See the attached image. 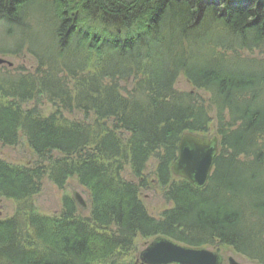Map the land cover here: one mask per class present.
Here are the masks:
<instances>
[{"label":"trees","instance_id":"16d2710c","mask_svg":"<svg viewBox=\"0 0 264 264\" xmlns=\"http://www.w3.org/2000/svg\"><path fill=\"white\" fill-rule=\"evenodd\" d=\"M242 1L245 0H221L218 4L204 0H74L71 9L85 13L75 17L68 16L67 11L63 13L64 0H58L47 10L54 17L56 11L62 13L56 20L60 24L46 31L50 39L52 33L58 40L54 49H60L50 51L59 56L73 53V63L66 66L52 57L48 63L41 61L44 68L20 74L21 79L13 80V84L5 79L4 84L12 87L0 86L1 142L16 144L19 132L38 158L36 166L16 169L0 160V195L30 196L39 191V185H35L42 172L50 173L57 184L75 176L90 193L93 217L103 216L107 222L104 225L101 221L102 227L94 229L89 224L83 226L88 222L70 216L71 202H65L67 208L59 217L50 216L49 226L43 222L46 217L31 216L25 209L24 226L16 216L0 220V262L9 257L11 262L12 258H22V264H105L104 258L92 259L90 252L99 247V240L92 234L109 237L108 231L115 226V232L126 238L119 236L111 243L114 264H134L137 247H131V235L136 230L147 237L162 234L188 245H233L238 252L264 264V156H254L260 147L264 150V108L260 110L255 105L259 99L264 102V87L256 75H247L249 67L244 61L254 59L243 58L238 50L227 54L225 43H215L207 34L215 28L222 37L240 41V48L247 46L242 41L244 36L252 41L248 45L261 46L264 0H247V5ZM33 2L0 0V19L11 29L25 18L22 9ZM129 25L133 30L127 28ZM229 42L233 46L234 42ZM133 47L152 52L139 56ZM217 50L220 52L215 53ZM122 55L123 67L117 70L114 61ZM261 71L255 73L261 77ZM131 72L141 74L132 93L120 88L125 93L119 91L112 97L117 79ZM178 74L191 87L205 90L207 100L190 91L177 90L174 82ZM77 77L80 82L74 91L83 85L85 92L76 91L74 99H66L69 79ZM108 91L112 92L107 96ZM33 96L56 101L67 112L86 110L99 120L115 118L117 125H109L108 130L103 121L94 124L97 119L90 125L88 120H72L57 111H46L44 115L38 105L21 106ZM98 126L101 132L91 133ZM211 129L220 140L221 160L215 158L207 185L195 188L186 180L170 176L179 137L187 131L203 134ZM124 133L129 134L126 157L132 163L147 153L153 154L156 173L171 202L166 216H144L134 200L135 191L140 192L143 186L127 188L114 175L113 162L109 160ZM105 167L109 171L105 172ZM30 207L28 200L23 203V208ZM20 214L18 211L17 216ZM22 229H26L24 234ZM25 236L29 239L22 243ZM40 243L48 245L43 252L38 248Z\"/></svg>","mask_w":264,"mask_h":264},{"label":"rangeland","instance_id":"374dc122","mask_svg":"<svg viewBox=\"0 0 264 264\" xmlns=\"http://www.w3.org/2000/svg\"><path fill=\"white\" fill-rule=\"evenodd\" d=\"M35 3L33 2L32 5L29 7L28 5L26 8L24 7L22 9V13L25 14V18L23 20H19V23H24L20 27H25L28 26V30L26 32L18 33V28L19 27L16 23L14 24L11 29L7 27V24L4 23L0 19V59L2 62H0V86H9L12 87L10 84H4L5 79L11 80V83L13 84V80H20L21 75L23 73H34L38 69L44 68V66L41 64L42 62L48 63L49 61H52V57L56 61L63 62L66 66H69L70 63H73L74 55L73 53H67L64 52L63 55H55L54 52H52V48L57 46L58 40L52 36L51 33V39L49 37V32H46L45 28H48L50 30H53L54 27H57L60 23H57V15L54 17L53 15L51 16L50 14L47 13V10L52 8L53 5L58 3V0H44L45 2H42L41 0H34ZM41 2L42 4L40 5L37 2ZM69 2V0H64V3ZM205 1V0H204ZM208 2H213V3H220L221 0H207ZM73 3L74 0H70L69 4ZM237 3V2H236ZM241 3H244L245 5L248 4V1H242ZM34 4V5H33ZM234 5V4H233ZM236 5V4H235ZM219 6V5H218ZM45 8L44 10H40V8ZM71 8V4H70ZM72 11V9H70ZM76 17V16H75ZM160 23L166 24L165 21L161 20ZM216 24V22H215ZM17 26V27H16ZM46 32V34H45ZM216 33V34H215ZM219 32L213 28L211 30V33H207L208 35L213 37L214 42L216 43L217 41H221L222 43H225V48L224 50H227V54H231V50H238L242 54L243 58L246 59H254L253 62H246L244 63L248 65L249 71L247 72V75L252 74L253 76H257V81L259 84H263L262 87H264V75L260 74L261 77L258 76V73H255L258 71V69H262V73L264 71V43L261 46L257 45H247L246 47H241L239 46L242 45L240 41L235 40L230 38V36H226L222 34H218ZM169 39V37H167ZM160 40V39H158ZM234 42L233 46L229 42L231 41ZM186 41L189 43V41L186 39ZM128 41L126 40V43ZM250 43V42H248ZM125 44V43H124ZM130 44V43H127ZM19 45V46H18ZM231 49H227V47H231ZM47 46L49 48H47ZM132 47V43L130 45ZM153 46V45H152ZM8 47L7 49H5ZM123 47V46H122ZM121 47V48H122ZM153 48V47H152ZM215 48L219 50H223L219 45H216ZM47 49V50H46ZM129 49V48H127ZM241 49V50H240ZM52 50V51H50ZM212 52L213 48L211 49ZM219 50H217L215 53H217ZM54 51H60V49L55 48ZM132 51L138 54L139 56L141 55H147L151 53L152 51H147L141 48L140 50H136L135 47L132 48ZM50 52H52L50 54ZM146 52V53H145ZM220 52V51H219ZM125 54V53H124ZM126 55V54H125ZM125 55L116 56V65L114 66L115 69L119 70L121 67H123L122 61H124ZM146 58V57H145ZM144 58V59H145ZM119 61V62H118ZM121 61V63H120ZM118 66V67H117ZM117 67V68H116ZM125 76L123 79H117L116 84L117 88L116 90L108 91L107 96L110 92H112V97L116 95V92L121 91V93H125V90L132 91L134 90V83L136 82L137 79H141V74L138 73V75L135 76L134 72H131L129 74H124ZM15 78V79H14ZM79 78H70L68 82V88H69V93H64L66 99H74V95L77 91L79 94H83L84 88L83 85L80 86V90L77 89L74 91L79 85ZM66 86V84H65ZM174 87L179 90V91H190L194 96L198 95L201 96L204 100H207L206 98L209 97L208 93H206L205 90L202 88H194L191 87L189 82L184 78L182 75L178 76L176 81L174 82ZM61 88H64V83H62ZM124 88L125 90H121ZM125 94H122V96ZM78 96V95H77ZM33 96L30 101H27V103L24 102V105H21L22 107L28 108L29 106H35L38 105V107L43 108V114H48L47 112L51 111H57L60 113L63 117L71 118L72 120H78V119H84V121L88 120L90 124L92 125L93 123L98 124L97 122L100 118H95L96 115L94 116L95 113H92V111H78V110H71L70 112H67L63 107L60 108L58 102L55 101H48L45 97H38ZM259 102H255V105L258 109L262 110L264 108V102L261 101L260 99L258 100ZM82 103L81 101H79ZM207 103V101H206ZM71 104V103H70ZM72 105V104H71ZM59 106V108H58ZM73 107V106H72ZM75 108V107H74ZM213 110V109H211ZM47 111V112H46ZM214 111V110H213ZM211 111V114L213 113ZM132 118V117H131ZM103 121L104 127H107L108 130H110V126L115 128L114 126L117 125V119L109 117V121L107 119L105 120H99ZM110 125V126H109ZM101 126L94 127V130H91V133L94 134H99L101 131ZM189 132V131H188ZM123 133V132H122ZM194 135H199L202 138H208L211 139L213 137L216 138L217 143L216 145L218 146L216 149V153L213 154V159L212 163L215 166V158H217L220 155L221 151V146L219 143V137L218 135L215 134V130L211 129L208 132H204L203 134H198V133H193L189 132ZM20 140L16 144H3L0 140V160H2L6 165L11 166L12 168H24L25 166H36L38 158L32 151V149L29 147V145L25 141V137L21 136L20 133L18 132ZM185 134V132L179 137L178 142H177V148L178 144L180 142L181 137ZM129 134L124 133L121 135L120 142H118L117 145V150L116 152L110 156L109 161H112V170L114 172V175H117L119 178V181L124 183V186L127 188L133 187L140 185L142 188L140 192L134 194V200L135 202L139 205L142 213L144 216H150L151 218L159 219L162 216H166L165 213L169 211V208L171 206V202L167 201V194L165 192V184H162L160 182V175L156 173V160L153 158V154H146L140 161H135L136 163H132L133 160H130V157H126L128 154V149H129V141L127 142V136ZM129 138V136H128ZM253 149V148H252ZM127 151V152H126ZM259 154V155H258ZM258 156V158H261L260 156H264V150L261 151L260 147V152L254 154V156ZM178 158V152H176L175 158L171 161L170 167H169V173L170 176L172 175L173 177L179 178L186 180L188 183H190L193 187L195 188H203L207 185L209 182V178L213 174V171L210 172L206 185L205 186H200L197 187L192 182L188 179H186L183 176H180L178 174L173 173V164L176 162ZM218 159H220L218 157ZM253 159V156H252ZM221 160V159H220ZM43 166L45 163H42ZM213 166H211L212 168ZM106 171H109L105 167ZM210 171V170H209ZM42 177H39L36 183L33 182L35 186L39 185V191L35 193H31L30 196H26L24 198H15L13 196L7 195V194H1L0 195V220L4 219H13L15 216L17 217L18 222L20 226H24L26 221V217L23 216L24 210H28L29 214L31 216H40L41 217H46L43 222L47 226L50 225V216L59 217L61 215L62 211L67 208L64 204L65 202H71L72 207L70 211V216L74 217L77 220H83L84 222L88 223H83V226L87 227V224L92 225L93 229L95 227H102V222L105 225V222H107L106 218H103V216H97V218H94L91 211H92V198L90 196V193L88 192V189L83 186V184L80 182V180L75 177H66L64 182H61L60 184L55 183L51 178H50V173H45L42 172ZM114 187V186H112ZM30 202V209L28 208H23V203L26 201ZM141 204V205H140ZM18 211H21L20 216L18 215ZM101 217V219H100ZM112 227V226H111ZM92 229V230H93ZM26 230V229H25ZM25 230H20L22 234L25 233ZM116 227L113 226L111 231H108L111 236L109 238L106 234L100 235V234H92L91 232H86V234H92L93 238H97L99 240L98 242V248L94 249V251L90 252V254L93 255L92 259H105V264H114V258L111 257L113 253V248H112V241H115L118 239L119 236L117 232H115ZM107 232V233H108ZM114 232V234H113ZM137 232V233H136ZM136 232H133L131 236L132 240H134V244H132L131 247H137V250L135 251V255H133V263L134 264H149L146 262L142 261L141 252H143L153 240L156 238L160 237H165L169 238L167 236H164L162 234H158L155 236H149L147 237L146 234L142 235L141 230H136ZM107 237V238H105ZM121 238L124 240L126 238L125 236H121ZM29 238L25 236V239H22V243L24 241H27ZM172 239V238H170ZM118 241V240H117ZM176 241V240H175ZM177 243L188 247L190 249H207L217 256V258L220 260V264H230V260L234 261L236 264H261L262 262H258V260H254L250 258L247 255H244L243 253L238 252L237 249L233 247V245H224V244H214L217 246L210 247V246H203V245H197L195 246L194 244L188 245L184 244L181 242L176 241ZM45 245V246H44ZM38 248L44 251V249L48 248L47 244L40 243L38 245ZM205 249V250H206ZM48 254V253H46ZM111 255V256H110ZM49 256V254H48ZM110 256V257H108ZM50 259V258H49ZM46 260V256H45ZM123 261V260H121ZM120 261V263H121ZM22 264L23 260L22 258H12L11 260L8 259L4 260V263L0 262V264ZM29 264V263H28ZM32 264V262L30 263ZM36 264V263H33ZM174 264V263H170Z\"/></svg>","mask_w":264,"mask_h":264},{"label":"water","instance_id":"95a60500","mask_svg":"<svg viewBox=\"0 0 264 264\" xmlns=\"http://www.w3.org/2000/svg\"><path fill=\"white\" fill-rule=\"evenodd\" d=\"M0 62H2L1 59ZM212 143H217L215 137L207 139L191 133L184 134L179 142V158L173 164V172L189 179L197 186L204 185L214 154L206 152L204 148L210 147L213 145ZM194 165L199 166V168L196 169V175L193 177L190 171ZM140 257L143 262L149 264H220L215 253L209 250L179 246L165 237H158L153 240L141 252ZM229 262L236 264L232 260Z\"/></svg>","mask_w":264,"mask_h":264},{"label":"bare ground","instance_id":"6f19581e","mask_svg":"<svg viewBox=\"0 0 264 264\" xmlns=\"http://www.w3.org/2000/svg\"><path fill=\"white\" fill-rule=\"evenodd\" d=\"M69 2H70V0H69ZM69 2H67V4L66 3H63V5H62V8H65V9H63L62 10V12L63 13H66V11H67V14H68V16H70V15H72V14H74L75 16L76 15H81V16H85V13L84 12H82V11H80V10H75V9H72V11L70 10L71 8H68V5H69ZM205 2H208L207 0H205ZM202 12V11H201ZM56 13V15L57 16H59L60 14H62L60 11H56L55 12ZM22 24H24V23H19V24H17L19 27H17L18 28V33L20 32V33H22L21 35H23V32H26L29 28H28V26H25V27H20ZM130 27H132V25H129L127 28L129 29V30H131L132 28H130ZM45 30L46 31H48L49 29L48 28H45ZM133 30V29H132ZM144 30V29H143ZM144 32V34H146V31L144 30L143 31ZM246 37L244 36L243 37V39H242V41L244 42V44H246V45H248L249 43L248 42H252L250 39H245ZM61 44H64V43H61ZM8 47H6L5 49H7ZM181 75V74H180ZM179 74H178V76H180ZM183 76V75H182ZM38 109V108H37ZM186 133H189L188 131L187 132H185V134ZM199 136V135H198ZM200 137V136H199ZM202 138V137H201ZM208 139V138H207ZM213 145H211L210 147H208V148H204V150L206 151V152H209L210 154H213V153H216V149H217V145H216V143L214 144V143H212ZM216 146V147H215ZM177 152H178V158H179V144H178V148H177ZM177 158V159H178ZM213 159V158H212ZM211 164H210V171H208V176H209V174H210V172H214V169H215V166L213 165V163H212V161L210 162ZM211 166H213L212 168H211ZM193 168H192V171H190V173L193 175V177L196 175V169L197 168H199V166L197 167V165H194V166H192ZM173 170V169H172ZM199 170V169H198ZM174 173V172H173ZM198 174H199V172H197ZM187 179V178H186ZM207 179H208V177H207ZM207 179H206V181L204 182V185H202V186H205L206 185V182H207ZM189 180V179H188ZM192 184H194L193 182H192ZM195 186H197L196 184H194ZM197 187H200V186H197ZM140 189V188H139ZM138 191H140V190H138ZM255 205L256 206H258L259 204H256L255 203ZM167 239H169V241H171V242H173V243H175L176 245H179V246H183V245H181V244H179V243H177L174 239H170V238H167ZM206 249V248H205ZM207 250V249H206ZM239 264V263H238Z\"/></svg>","mask_w":264,"mask_h":264}]
</instances>
